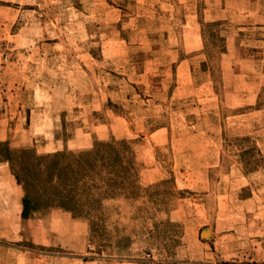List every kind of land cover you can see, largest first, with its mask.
<instances>
[{
    "label": "rangeland",
    "instance_id": "1",
    "mask_svg": "<svg viewBox=\"0 0 264 264\" xmlns=\"http://www.w3.org/2000/svg\"><path fill=\"white\" fill-rule=\"evenodd\" d=\"M109 140L135 194L78 215L0 153V264H264V0H0V144Z\"/></svg>",
    "mask_w": 264,
    "mask_h": 264
},
{
    "label": "trees",
    "instance_id": "2",
    "mask_svg": "<svg viewBox=\"0 0 264 264\" xmlns=\"http://www.w3.org/2000/svg\"><path fill=\"white\" fill-rule=\"evenodd\" d=\"M0 153L24 190L23 219L29 212L54 208L78 215L105 198L135 194L140 165L124 141H99L76 153L43 155L28 149L13 152L4 143Z\"/></svg>",
    "mask_w": 264,
    "mask_h": 264
}]
</instances>
